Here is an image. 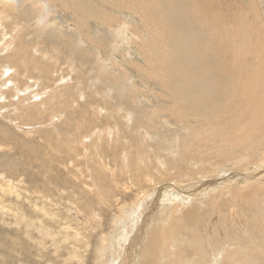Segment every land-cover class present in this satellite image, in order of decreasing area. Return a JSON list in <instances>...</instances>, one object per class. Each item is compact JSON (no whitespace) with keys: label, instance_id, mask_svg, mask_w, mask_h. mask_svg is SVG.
<instances>
[{"label":"rangeland","instance_id":"1","mask_svg":"<svg viewBox=\"0 0 264 264\" xmlns=\"http://www.w3.org/2000/svg\"><path fill=\"white\" fill-rule=\"evenodd\" d=\"M211 1L0 0V264H264V130L196 103L217 30L264 73V0Z\"/></svg>","mask_w":264,"mask_h":264},{"label":"bare ground","instance_id":"2","mask_svg":"<svg viewBox=\"0 0 264 264\" xmlns=\"http://www.w3.org/2000/svg\"><path fill=\"white\" fill-rule=\"evenodd\" d=\"M188 2L190 4V6H191L189 11L192 14H196L197 16L201 17L199 14L201 12L208 11L207 10V8L209 7L208 5L211 2H215V1H211V0H188ZM216 2H217V0H216ZM196 3H199V4H196ZM172 5L175 6L177 4H173V2H172ZM211 7H212V5H211ZM209 9H210V7H209ZM218 10L219 11H217V10L216 11H217V13L219 12L220 18L222 17V19H224L225 16L222 15L221 10L220 9H218ZM216 15H218V14H216ZM169 18H170V16H169ZM220 18H218V19H220ZM170 20L171 19H169V21ZM169 21L167 20L168 23H169ZM208 22H209V25H210V21H208ZM171 25H173V24H171ZM217 31H216V33L214 32L215 34L211 33L212 35L214 34V38H213V36H211L210 38H213V40L215 39L216 44L220 43V45H219V47L217 49H219L218 53H219V55L221 57V59H220L221 61L219 60V55H218V59L214 62L213 65H211L210 64V59L211 58L209 56H207V54H206V56L204 54L203 57L204 58L206 57L205 61L203 62L205 68L202 70V72H200V75L197 77L199 80H205V81L207 80L210 83L211 81L208 80L210 78V76H208V73L209 74L212 73L215 76V84L212 82V85L211 84H209V85H211V88L214 87V89H215V85H216V90H214V93H213V91H211V92H203V93L200 92L199 100L196 101V103L201 102L203 107H212V106L217 105V103H220L221 101H223V103H221L222 106H220V105L218 106L217 105V107H219L220 110L218 109L219 112H217L215 115L212 116V112L209 110V109H212V108H205V111L203 112V114L200 113L199 115L202 114L205 117L203 120H205V122L212 128V135H215V131L214 130L217 129L218 126L222 122H226L227 123V128H222L219 131L220 135H227L230 132H235L236 129L238 128V126L240 127L239 129H242L245 132H246V128L247 127H251V126H254L256 128H260V129L264 130V73H263V68H258V70L255 71V67L252 66V65L249 66V63L245 64L242 61L235 60L236 57H237L236 55H238V54L240 55V51L242 49L236 43H235L236 49L231 47L230 43H226V41L229 40V38H224L223 35H222V31L218 35ZM231 32L232 33H236L237 31L233 32V30L231 29ZM211 44H212V42H211ZM211 47H213V46H211ZM233 49H235L237 51V53ZM211 50H212V48H211ZM194 53L196 54V51ZM209 54H211V52H209ZM194 55H192L193 58H195ZM196 56H197V54H196ZM172 58H174V57H172ZM230 60H231V62H230ZM175 62H177V60ZM237 63H241L243 66H245V68L243 67L241 72H237L238 70L237 71L236 70L235 71L231 70L232 65L236 66ZM200 69H202V67ZM242 74H243V76H244V74L247 75V77L249 78L247 80V82L243 83ZM203 84H204V81H203ZM204 85H206V84H204ZM232 87H233V89H232ZM201 89H203V88H201ZM212 90H213V88H212ZM183 93H185V92H183ZM211 94H213V95L210 96ZM209 96L212 98V100L215 99V101H216V103H213L212 106H211V104L207 105L209 103L208 99L211 100V98ZM235 100H237V102H235ZM217 101H220V102H217ZM187 111H188V113L192 112L190 108L187 109ZM240 135L245 137V134L241 133ZM217 147L220 148L219 146H217ZM217 147H216V149H218ZM206 149H204L203 151H200V154L201 153L205 154V150ZM227 150L228 149L225 150V152H224L225 154H226ZM225 156H229L228 160L231 159V158H234L233 154H228L227 153ZM207 158H210V156L206 155V159ZM205 163L208 164V168L211 169V170H213L214 167H218L219 166L218 164L215 165L212 160L207 161ZM152 191H154V190L152 189ZM156 191H157V189H156ZM159 196H160V194H159ZM178 205L179 204H177V208L179 207ZM187 215L190 216L191 212L188 211Z\"/></svg>","mask_w":264,"mask_h":264}]
</instances>
